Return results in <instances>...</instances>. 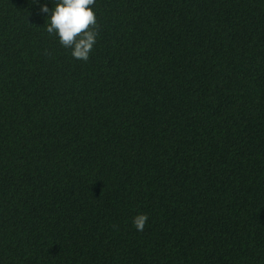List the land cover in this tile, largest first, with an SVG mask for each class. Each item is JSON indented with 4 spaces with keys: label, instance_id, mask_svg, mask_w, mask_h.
Returning a JSON list of instances; mask_svg holds the SVG:
<instances>
[{
    "label": "trees",
    "instance_id": "trees-1",
    "mask_svg": "<svg viewBox=\"0 0 264 264\" xmlns=\"http://www.w3.org/2000/svg\"><path fill=\"white\" fill-rule=\"evenodd\" d=\"M43 6L0 0V264H264V0H96L87 62Z\"/></svg>",
    "mask_w": 264,
    "mask_h": 264
},
{
    "label": "clouds",
    "instance_id": "clouds-1",
    "mask_svg": "<svg viewBox=\"0 0 264 264\" xmlns=\"http://www.w3.org/2000/svg\"><path fill=\"white\" fill-rule=\"evenodd\" d=\"M55 7L50 10L41 7V12L50 18L45 28L49 34H55L64 48L72 49L73 58L87 62L98 36V23L93 10L96 0H54ZM148 216L137 215L133 224L142 232Z\"/></svg>",
    "mask_w": 264,
    "mask_h": 264
}]
</instances>
